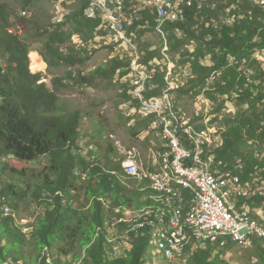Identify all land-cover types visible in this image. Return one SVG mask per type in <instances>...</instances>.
Segmentation results:
<instances>
[{"label":"trees","instance_id":"16d2710c","mask_svg":"<svg viewBox=\"0 0 264 264\" xmlns=\"http://www.w3.org/2000/svg\"><path fill=\"white\" fill-rule=\"evenodd\" d=\"M104 1L111 8L122 6L121 18H127L120 0ZM211 1L216 5L204 7L206 19L195 16L198 2L194 0L186 9V21L167 22L166 39L170 52L182 57V65L190 68L187 82L178 90L194 96L206 94L221 103L224 96L236 98L239 108L224 119L222 143L204 141L202 157L208 161L215 155L211 170L219 181L232 177L248 184L255 173L264 179V154L254 150V145L264 142V68L255 57L257 50L264 49V6L258 0H207L204 4ZM36 2L20 0L23 15L18 22L26 27L24 35L11 31L16 9L9 2H0V264H152L147 259L148 247L150 242L154 245L156 226L148 221L137 227L136 214L129 212L150 207L157 213L150 182L128 177L121 164L110 161L117 151L112 142L104 147L96 144L101 147L97 160L85 158L79 144L83 112L60 94L75 84L94 85L97 80L111 84L116 77L120 80L131 72L135 58L116 55L89 74L66 70L64 75L52 77L50 87L41 81V72L34 73L30 52L39 51L49 68L86 63L91 58L88 43L106 33L105 11L97 5L96 15L91 16L87 9L91 0H79L78 7L54 22L26 15ZM126 5H135L137 10L130 21L120 25L130 36L145 25L157 29L155 4L126 0ZM145 30L139 33L140 72L152 69L155 65L151 61L159 55L158 49L141 41ZM75 35L80 45L73 42ZM34 43L41 46L33 47ZM160 44L162 47L163 40ZM156 67L155 76L146 81L141 92L148 100L161 96L169 87L165 71ZM121 84V95L126 100L132 97L135 106L141 105L139 98H133L140 85ZM145 112L149 115L141 113L146 118L138 121L140 126L134 127V135L148 129L152 121L149 116H156ZM202 127L195 126L194 132L208 131L206 123ZM180 134L183 144L190 148L185 130L180 129ZM192 140L194 151L197 143ZM190 163L197 162L190 159ZM189 189L184 191L186 207L194 195ZM235 202L239 208L247 203L252 215L260 218L255 210L264 209V193L241 195ZM23 220L28 221L24 224ZM261 222L264 224V219ZM252 238L259 264H264V237ZM235 245L231 242L220 247L192 238L182 263L231 264L223 255Z\"/></svg>","mask_w":264,"mask_h":264},{"label":"rangeland","instance_id":"374dc122","mask_svg":"<svg viewBox=\"0 0 264 264\" xmlns=\"http://www.w3.org/2000/svg\"><path fill=\"white\" fill-rule=\"evenodd\" d=\"M3 1L9 2L17 12L12 16L15 26L11 28V31L24 35L26 32V27H22L18 22V17L23 15L21 12L22 10L19 7L20 0H0V2ZM136 2L139 5H154L156 0H136ZM79 4V0H37L35 6L27 9L26 15H39L44 20L50 19L54 22L60 21L72 9L78 7ZM97 5L105 11L104 15L106 23L104 31L106 33L98 34L95 40L88 43L87 48L91 52V58L86 63L79 64L74 67L57 66L54 68H49L48 63L46 62L47 66L44 71H36L43 74L41 81H46L51 87L52 77L62 76L65 74L66 70L72 69L75 74L78 72H81L82 74H89L96 67L108 62L116 55H120L122 57L127 55L129 57L133 56L135 58L134 62L132 63L131 72L120 80L118 77H116L114 82L111 84L105 82V80H97L94 85L75 84L60 93L61 97L67 99L71 106L74 108H80L83 112L81 119L82 136L80 138V144L85 143V141L91 135L94 138L93 141L96 144L99 143L103 147L108 142H112L113 144L117 142L122 146V148H124L120 150L121 154L125 148L136 147L138 152H141V157L143 158V161L145 160L144 163L147 166L150 165L151 162L146 161L144 157L147 156V149L149 145L152 144V141L155 142L151 146L154 151L159 150L158 147L162 145V130H155L153 128H159V121H165L166 118L171 121L172 125L181 124L183 126H187L188 123H190V129L192 126L193 129L195 126L197 127L199 125L204 127L206 123L208 125V131L197 134L194 133V136L198 140H210L211 143L214 141L218 142V144L222 143V130L225 129V125L223 123L224 119L231 114H235L239 108L236 98L224 96V98L222 97L224 102L221 103V100L213 101L210 98H207L206 94L194 96L192 93H186L178 90L177 88L183 86L187 82L186 79L190 74V68H188V66L182 65L180 62L182 57L177 54L174 55L170 52L168 41L160 32V30L158 28L156 29L150 27L149 25H145L144 28H141L146 29L142 34L141 41L148 42L151 45V49L159 50V55L151 61V64L155 65L152 68L156 67L157 65L158 70L160 69L162 72L165 71L166 78L169 81V87L165 89L164 92L162 91L163 93H161V96L157 95L159 97L153 98L155 101L161 103V107L164 112L159 113L156 111H150L151 113L153 112L156 114L155 118L149 116L152 120L150 127L136 135L132 133L134 127L139 128L138 126L140 125L138 124V121L146 118L143 117L141 113L145 115H149V113L145 112L144 109H140L142 107L139 105V102L137 104L139 106H135L136 102H134L135 100L132 101V97L131 99L126 100L121 95L123 91L121 83L129 82L130 86L138 83L140 86L138 85L139 87L133 92V98L138 99V97H136V94H138L137 92L140 90L139 94H141L145 88V85L148 83L146 81L153 78V74H151L149 78H145V76L141 77L140 73V70H142V65L138 63L141 57L139 55L138 48L140 49L141 46L139 41V33L141 29L139 31L134 30L136 32L132 33L130 36L128 34L127 28L126 30L120 28L122 23L118 19H122V9H119L118 7L111 8L104 0H95V7ZM88 13H92V11L88 10ZM113 16L117 17L118 19L115 20ZM119 29L123 32L126 31V36L118 32ZM136 33L138 34V41L136 40ZM73 39L74 43L78 45L81 44V40L78 35H75ZM162 40L163 45L161 47L160 43ZM167 45L169 47L168 50ZM32 46L38 47L41 45L40 43H34ZM137 54L140 56L139 58ZM145 54L146 52L144 51L143 55ZM256 56L261 60L260 62L264 68V49L257 50L255 52V57ZM230 59L233 61L234 58L230 56ZM208 62L210 63L209 59ZM154 69H156L154 72V74H156L157 67ZM141 98H143L142 94ZM220 104L221 107L219 109L218 107ZM127 118L130 119L128 120ZM151 147H149V154ZM254 147V150L258 154H264V142L258 145L256 144ZM99 149L101 150L100 146ZM112 156H116V153L112 154ZM113 160L115 161V158H113ZM202 162L203 164H207L205 167H210L211 169L214 161L203 160ZM10 163L13 164V162ZM153 164H155V162ZM259 174L260 173H255L253 181L249 182L248 184H245L244 182L241 183L240 181L237 182L239 184L238 186L243 190V195L250 196L259 192L264 193V179ZM220 182L227 187L229 186L227 183L229 182L228 179L224 181L220 180ZM152 199L153 201H156L155 198ZM235 199L238 200L239 196L237 195ZM242 206L246 211L252 214V209L247 203H244ZM32 208H30V210H32ZM5 210L8 212V207H6ZM263 210L264 209L262 208L255 210L256 214L260 215V218H256L259 222H261V219H264ZM19 213L24 214L26 212L21 211ZM22 222L25 224L26 220H23ZM262 225L264 226L263 223ZM24 230L28 231L27 227H25ZM235 246L236 247L223 255L225 260L231 264H259V256L256 245L254 242H252V240L249 242L237 243ZM148 251L147 259L150 263L167 264L165 261L168 258L166 257L158 241L155 240L154 245L150 242ZM67 258L70 259V256ZM175 261L180 262L176 264H183L182 262H185L183 260Z\"/></svg>","mask_w":264,"mask_h":264},{"label":"bare ground","instance_id":"6f19581e","mask_svg":"<svg viewBox=\"0 0 264 264\" xmlns=\"http://www.w3.org/2000/svg\"><path fill=\"white\" fill-rule=\"evenodd\" d=\"M180 1L181 0H172L173 3H180ZM205 1L207 2V0H203V4ZM258 1L264 6V0ZM193 2L194 0H186L184 13L187 12L186 9L189 8ZM155 5L157 28L166 38L164 25L167 22H172V14L163 15L160 11V0H156ZM118 8L122 9V6ZM89 15L94 16V13H89ZM113 18L117 20L115 16H113ZM118 32L126 36V31L123 32L119 29ZM29 57L35 72L44 71L46 69L47 63L44 61L45 59L43 60L38 51L32 50ZM139 57L138 55V58ZM154 68L147 72H140L141 77L145 76V78H149L150 75L156 71ZM139 92L140 90L137 92L138 94H136V97L140 99L141 107L144 110L156 111L159 113L164 112L161 103L154 99H143ZM165 121L169 123L162 125L163 134L161 139L162 146L165 148L164 150L154 151L150 146V165H145L136 149H125L123 151L130 152V157L138 162L136 166V175L141 179L138 177L135 178L148 180L150 182V189H152L151 198H155V203L158 204V207L156 206L158 208L156 214L155 210L150 207H144L139 211H129L131 214H136L134 216L137 218V220L135 219L136 226L140 228L144 226L145 222L147 225L148 221L154 223L156 226L153 235L154 240L160 243L166 257L170 260H182L185 258L186 246L192 238L200 242H209L218 244L220 247H225L231 242H249L253 239V236L264 237V226L262 223L243 207L239 208L235 202L236 200H234L237 195L239 197L243 195V190L235 184L237 180L232 177L228 178L229 182L227 183L229 186L227 187L218 180L216 174L210 167H205L207 164H203L202 144L204 141L211 143L210 140H198L194 136L195 132L193 126L190 129L192 138L197 143L194 151L192 150L190 153V159L197 162L192 166L203 172V174L200 175H191L187 170L182 169L184 152H180L189 149L183 144L180 134V129L185 130L186 126L181 124L172 125L168 118H166ZM208 160L214 161L215 155H210ZM154 162L155 164H153ZM150 174L154 181H150ZM186 187L190 188L193 191L192 194H194L193 198L190 199L191 201L188 207L185 206L186 196H184V191L187 189ZM210 192L212 201H219V204L224 210V217L230 218L232 223L223 222L216 217H208L209 207H205L203 204L209 199ZM180 195H183L181 199ZM182 210H184V212H182ZM154 214L155 219L152 218ZM244 220H246L249 226V229L246 230V237L244 239L233 237L237 236V232L242 230ZM151 226L153 229V225ZM173 231H176V236L178 238L173 235ZM193 246L195 249L197 245L194 244Z\"/></svg>","mask_w":264,"mask_h":264},{"label":"built area","instance_id":"2783aa9c","mask_svg":"<svg viewBox=\"0 0 264 264\" xmlns=\"http://www.w3.org/2000/svg\"><path fill=\"white\" fill-rule=\"evenodd\" d=\"M123 7L127 10V19H117L122 23L123 21H130L135 14H137V10L135 9V5L127 7L126 5V0H120ZM198 2V11L196 12L195 16H201L202 19H206L205 14L203 13L204 7H215V2L211 1V4H203V0H195ZM161 2V9L160 11L164 14H172V22H184L187 20V13H184V6L186 3V0H181L180 3H173L172 0H160ZM88 10H91L94 13V16L97 13V9L95 7V0H91L89 7L87 8ZM26 13V12H24ZM190 64V63H188ZM243 68V66H241ZM155 76L153 72V77ZM153 113V112H152ZM162 124H169L165 123V121H159V126L161 128ZM185 138L190 141V148L187 149V151H180L184 152V163L182 164V169H185L190 173L191 175H200L203 174L201 170H198L194 166L191 165L190 163V153L192 152V146H195L193 140H192V135L190 131V123L185 128ZM94 149V145H89L88 148L85 150L86 152H89L90 150ZM93 159L96 158V154H93L91 156ZM113 158H119V162H121L123 171L126 173V175H129L130 177H138L136 175V166L138 165V162L134 161L133 158L130 157V152H123L122 151V156H114ZM141 179V178H140ZM150 181H154L153 177L150 174ZM236 185H239L238 183H235ZM183 195H180V199L182 198ZM203 205L205 207H209V215L208 217H216L217 219L223 221V222H228L232 223L230 221V218H225L224 217V210L219 204V201H212L211 198V192L209 199L207 202H205ZM184 212V210H182ZM249 229V226L244 220V226L240 232H237V236L233 237H238V238H245L246 237V230ZM173 235L176 236V231H173ZM176 238H178L176 236Z\"/></svg>","mask_w":264,"mask_h":264},{"label":"clouds","instance_id":"9594fccd","mask_svg":"<svg viewBox=\"0 0 264 264\" xmlns=\"http://www.w3.org/2000/svg\"><path fill=\"white\" fill-rule=\"evenodd\" d=\"M37 51V50H36ZM94 140V138L90 135L89 136V138L85 141V143H83V144H80V141H79V144H80V146L82 147V151H83V155L85 156V158H89L90 160H97L98 159V153H99V148H98V146L96 145V143L93 141ZM94 145V149L93 150H90L89 152H86L85 150L88 148V146L89 145ZM115 144V146H116V148H117V151L115 152L116 153V156L118 155V154H120V150L121 149H124V148H122V146L120 145V144H118L117 142L116 143H114ZM93 154H96V158L95 159H93L91 156L93 155ZM113 157L114 156H111L110 157V161L111 162H113V163H115V164H121V162H115L114 160H113ZM121 166H122V164H121ZM122 169H123V167H122ZM126 174V173H125ZM128 177H130L129 175H127ZM83 178H85V174L83 175ZM130 178H133V177H130ZM135 179V178H134ZM9 209V208H8ZM28 220H26V222H27Z\"/></svg>","mask_w":264,"mask_h":264},{"label":"crops","instance_id":"0c3cea01","mask_svg":"<svg viewBox=\"0 0 264 264\" xmlns=\"http://www.w3.org/2000/svg\"><path fill=\"white\" fill-rule=\"evenodd\" d=\"M155 142L154 141H152V144L151 145H149V147L150 146H152L153 144H154ZM149 147H148V149H147V156L146 157H144V159H146V161H151V156H150V154H149ZM136 149L137 150V148L136 147H132V148H125L126 150L127 149ZM138 151V150H137ZM139 154H140V156H141V152L139 151ZM143 156V155H142ZM142 158V157H141ZM143 159V158H142ZM145 161V160H144Z\"/></svg>","mask_w":264,"mask_h":264}]
</instances>
